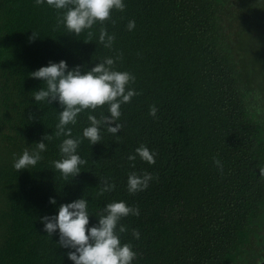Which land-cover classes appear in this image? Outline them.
<instances>
[{"label": "trees", "instance_id": "1", "mask_svg": "<svg viewBox=\"0 0 264 264\" xmlns=\"http://www.w3.org/2000/svg\"><path fill=\"white\" fill-rule=\"evenodd\" d=\"M123 2L125 10L104 22L116 37L108 49L99 22L77 36L56 27L57 10L47 3L0 0V264H72L59 233L49 236L40 220L79 198L89 202V226L114 201L138 207L139 216L121 220V244L137 253L132 264H264V0ZM120 53L116 70L135 76L128 87L140 95L121 105V132L101 129L99 144L83 130L88 115H110L108 105L66 126L87 163L65 179L52 164L68 138L55 136L63 109L34 100L45 85L29 74L61 60L90 71ZM51 134L42 160L18 172L14 159ZM141 144L158 153L155 164L127 159ZM132 172L154 178L130 194ZM102 179L115 188L100 196Z\"/></svg>", "mask_w": 264, "mask_h": 264}, {"label": "clouds", "instance_id": "2", "mask_svg": "<svg viewBox=\"0 0 264 264\" xmlns=\"http://www.w3.org/2000/svg\"><path fill=\"white\" fill-rule=\"evenodd\" d=\"M47 3L57 10L56 27L63 25L68 32L80 35L85 30H91L99 22V42L108 49L113 47L116 39L115 34H109L104 22L111 17L112 10L123 12L126 5L123 0H35L37 6ZM135 20H130L126 25L128 31L135 28ZM92 31H88L91 39ZM38 38L37 33L32 32L30 41ZM123 54L115 58L106 57L96 63L90 71L82 70L75 66L71 70L67 62L61 60L58 63L49 61L47 66L29 74L32 79L43 81L45 87L34 91L32 96L36 102H47L49 105L58 102L63 109L59 113V123L56 125L55 136L68 137L60 145L62 158L52 161L56 170L67 179L69 176L76 177L80 166L87 163L77 154L81 144L79 138H72V131L66 128L69 124H75L77 116L86 109L95 110L98 107L108 105L110 115L101 114L99 118L88 115L90 126L84 128L83 137L92 145L99 144L102 140L101 129H106L112 135L121 132L123 125L118 123L121 117V105L127 104L134 96L140 93L128 87L135 82V76L129 71L116 70V61L122 60ZM159 109L152 105L149 115L156 118ZM31 119V115L29 117ZM51 135L42 137L36 143V150L24 149L19 158L14 159L13 167L19 172L29 167H34L42 160L41 153L46 151L45 140H51ZM136 155H129L127 159L134 162L137 155L149 165L155 164L156 151H150L148 147L141 144L135 150ZM214 164L222 170V163L214 158ZM135 167L133 163L131 165ZM259 176L264 179V168L259 169ZM150 173L137 174L132 172L128 175L127 187L130 194L146 190L150 181L153 180ZM100 191L98 195L111 192L115 188L114 183L107 179L99 180ZM49 203L56 204L54 198H49ZM88 201L79 198L71 203L60 204L58 214L54 216H43L40 223L43 231L49 236L59 233V245L70 249L67 258L72 264H132L137 258L131 243L121 244V234L127 231L121 220L129 215L139 216L138 207L128 206L123 200L112 202L99 212L98 223L89 226L90 213ZM132 236L139 239L137 229L132 230Z\"/></svg>", "mask_w": 264, "mask_h": 264}]
</instances>
